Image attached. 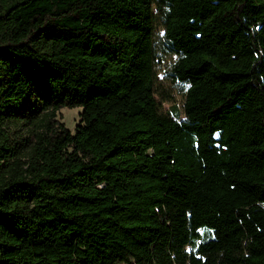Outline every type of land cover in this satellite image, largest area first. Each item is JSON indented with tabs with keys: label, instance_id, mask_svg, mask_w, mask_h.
Returning <instances> with one entry per match:
<instances>
[{
	"label": "trees",
	"instance_id": "trees-1",
	"mask_svg": "<svg viewBox=\"0 0 264 264\" xmlns=\"http://www.w3.org/2000/svg\"><path fill=\"white\" fill-rule=\"evenodd\" d=\"M0 264H264V0H0Z\"/></svg>",
	"mask_w": 264,
	"mask_h": 264
},
{
	"label": "rangeland",
	"instance_id": "rangeland-1",
	"mask_svg": "<svg viewBox=\"0 0 264 264\" xmlns=\"http://www.w3.org/2000/svg\"><path fill=\"white\" fill-rule=\"evenodd\" d=\"M154 13L156 19L152 31L151 45L154 48L155 59L152 58L151 60L150 71L152 74L155 73V99L158 102L161 114L173 117L176 110L178 118L184 119L183 102L187 85L176 81L172 77L171 68L176 55L169 52L163 45L164 30L161 17L156 11ZM81 110L82 107H63L57 111V119L73 131L78 123Z\"/></svg>",
	"mask_w": 264,
	"mask_h": 264
}]
</instances>
